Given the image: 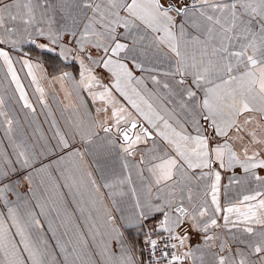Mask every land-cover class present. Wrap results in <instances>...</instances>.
<instances>
[{"label":"snow or ice","instance_id":"snow-or-ice-1","mask_svg":"<svg viewBox=\"0 0 264 264\" xmlns=\"http://www.w3.org/2000/svg\"><path fill=\"white\" fill-rule=\"evenodd\" d=\"M25 70L54 131L0 95V264H264V0H0L35 114Z\"/></svg>","mask_w":264,"mask_h":264},{"label":"crops","instance_id":"crops-1","mask_svg":"<svg viewBox=\"0 0 264 264\" xmlns=\"http://www.w3.org/2000/svg\"><path fill=\"white\" fill-rule=\"evenodd\" d=\"M47 54L45 59L50 65L52 61L48 59ZM71 70V69H70ZM52 69L49 67V72ZM26 70L20 72L21 81L25 86V90L28 93L29 100L36 107L37 111L35 114H31L28 109L22 107L23 102L18 100L19 93H15V99L12 98L15 89L14 85L9 86L8 81L4 80V73L0 71V95L4 96L6 100V107L11 110V112L17 117L20 125L23 127L24 132L27 134L30 140L38 139L41 135L51 137L53 134V129L50 127V122L53 119L52 116H48L47 109L43 108V105L38 102L39 93L35 92V85L30 83L31 78L26 77ZM44 83L43 81L41 82ZM47 91V101L51 108V111L56 119V121L63 127V119L61 117L60 106L57 103V99L54 97L51 89H46ZM0 140H5L4 128L0 127ZM3 145H0L2 148ZM49 235H51L49 233Z\"/></svg>","mask_w":264,"mask_h":264}]
</instances>
